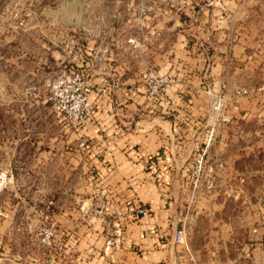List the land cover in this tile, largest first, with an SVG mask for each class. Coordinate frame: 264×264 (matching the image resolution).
I'll list each match as a JSON object with an SVG mask.
<instances>
[{"label": "crops", "instance_id": "obj_1", "mask_svg": "<svg viewBox=\"0 0 264 264\" xmlns=\"http://www.w3.org/2000/svg\"><path fill=\"white\" fill-rule=\"evenodd\" d=\"M206 2L203 14L196 17L197 26L181 38L174 35L172 46L164 42L162 47L160 38L143 50V60L177 78L165 95L168 111L149 108L136 81L137 65L129 49H121L111 68L113 75L119 70L124 74L122 87L110 101L93 92L98 104L94 118L80 131L68 134L69 140L56 145L54 120L49 115L35 124L41 139L13 140L0 128L1 170L8 173L14 167L7 174L13 187L0 189V264H12L6 252L10 234L15 229L39 228L46 214L75 240L62 256L52 253L47 264H197L187 232L182 244L175 242L183 225L180 213L167 193L169 187L158 185L156 178L182 179L179 167L191 158L196 137L212 124L208 121L212 96L207 87L222 90L229 100L226 118L230 123L219 130L221 137L213 143H219L220 149L241 142L246 130H256L247 129L245 119L256 121L264 115V72H253V52L245 39L254 34L264 37V29H248L247 22L254 15L246 0L243 4L236 0ZM18 28L22 30L16 20ZM236 32L241 35L238 41L233 39ZM184 38L187 44L182 43ZM17 61L15 65L0 61V99L5 103L13 99L10 90L17 92L23 78L25 83L33 80ZM25 64L29 72L39 74L36 61ZM257 64L262 65L258 69L264 67ZM43 72L44 77L49 75L48 70ZM107 76L104 72L94 76L95 90L109 80ZM240 86L249 87L251 95L233 100L234 89ZM187 99L190 108H186ZM60 144H71L73 152L67 154L82 169H93L94 175L83 177L74 189L55 186V165L60 160L56 147ZM248 154L243 151L239 156ZM141 206L149 209L147 215H136Z\"/></svg>", "mask_w": 264, "mask_h": 264}, {"label": "rangeland", "instance_id": "obj_2", "mask_svg": "<svg viewBox=\"0 0 264 264\" xmlns=\"http://www.w3.org/2000/svg\"><path fill=\"white\" fill-rule=\"evenodd\" d=\"M206 1L0 0V61H10L15 65V60H18L17 64L23 63V70H26L28 77L32 74L33 78H29L26 83L23 78L24 83L17 85V92L11 88L13 99L6 103L0 99V128L13 140L24 137L28 141L37 137L41 139L35 124H41V116L45 118L49 115V119L53 117L54 120L56 145L69 140L68 134L80 131L94 118L98 104L92 98L93 92L98 93L99 98L110 101L112 94L122 87L124 74L119 70L117 75H113L115 72L112 73L114 70L111 68L121 49H129L137 65L136 81L143 88L149 108L168 111L170 105H164L165 95L170 87L177 84V78L171 71H162L152 62L143 60V50L147 44L159 43L160 38H163V47L164 42L172 46L176 39L174 35L179 34L180 38L181 35L185 36L188 30L199 23L196 17L203 14ZM246 1L248 11L254 15L247 22L248 29H253V32L264 29V19L260 17H264V0ZM236 2L243 4V0ZM74 11L80 15L78 25H71L64 16L70 14L69 19ZM256 13L260 15L257 18ZM16 20L22 30H15ZM240 38L238 32L233 35L234 41ZM245 39L249 51L253 52V72H264V67L258 69L262 65L257 64H264V37L254 34ZM182 41L187 44L185 38ZM31 60L38 63L39 74L29 72L25 66V61ZM149 67L169 79L160 97H152L148 84L142 79L143 72ZM46 70L49 75L44 77L42 74ZM73 70L82 73L92 88L91 107L83 123L65 113L64 99L58 96L55 100H49L51 95L59 93L55 82L57 77L64 71ZM9 71L14 73L13 68H9ZM100 72L108 74L109 80L95 90L93 79ZM238 89L248 91V94L240 97H250L249 87L240 86L234 92ZM207 91L212 96L208 117L212 124L206 128L204 135L196 137L197 144L191 158L179 167L180 176L184 173L182 179L167 182L156 178V183L169 187L167 193L180 213L181 225L186 227L190 249L197 256V264H264V115L256 121L254 118L245 119L243 123L248 124L247 129L253 127L256 130L244 129L245 139L241 138V142L230 145L228 149H220L216 142L229 120L218 121V115L212 109L214 95L223 97L222 113L225 117L229 100L222 90L214 91L207 87ZM240 97L233 96L232 99ZM185 103L186 108H190L188 99ZM210 131L213 136L212 141L208 142ZM204 142L210 146L198 188L195 189V159L199 158ZM71 146L60 144L56 147V157L60 159L55 165L56 188L74 189L83 177L94 175L93 169H82L73 156L67 154L73 152ZM243 151L249 154L240 157ZM8 169L10 171L7 173L0 167V189L13 187L12 183L9 184L7 174L14 172V167L11 165ZM210 174L215 177L213 185L207 181ZM111 219L116 220L114 217ZM40 224L39 228L15 229L10 234L6 243L9 263L47 264L51 253L42 246L40 239L43 229L52 224L59 229V242L63 246V250H57V255L62 256L75 245L71 234L57 226L52 216L44 215Z\"/></svg>", "mask_w": 264, "mask_h": 264}, {"label": "built area", "instance_id": "obj_3", "mask_svg": "<svg viewBox=\"0 0 264 264\" xmlns=\"http://www.w3.org/2000/svg\"><path fill=\"white\" fill-rule=\"evenodd\" d=\"M142 79L148 84L151 96L156 98L160 97L162 91L164 90V85L169 81L168 77H163L159 75L152 68H147L143 74ZM57 85V91L49 97V100H55V97H61L63 102V110L69 117H74L79 123L85 122L88 117V110L91 107L90 97L92 95V88L87 84L84 79V75L78 71H64L61 75L57 77L55 81ZM234 97H240L248 94L246 89H238L233 93ZM223 97L221 95H214L213 102V112L218 115V121H227L226 117L223 115ZM213 133L210 131V138L208 142L212 141ZM204 146L201 148V154L199 158L195 159V167L193 171L194 177V187L198 188V183L201 178V173L203 167L205 166V157L208 153L209 143L204 142ZM215 177L213 175H208L207 181L209 184L213 185ZM149 209L145 206H141L137 209L136 215L142 216L147 215ZM186 236V227L183 224L178 230L175 236V242L180 245L184 242ZM40 243L44 248H46L50 253H58L57 250L62 249L59 242V229L55 227L54 224L45 227L41 233ZM62 253V252H60Z\"/></svg>", "mask_w": 264, "mask_h": 264}, {"label": "water", "instance_id": "obj_4", "mask_svg": "<svg viewBox=\"0 0 264 264\" xmlns=\"http://www.w3.org/2000/svg\"><path fill=\"white\" fill-rule=\"evenodd\" d=\"M65 19L71 24V25H78L79 22H80V15L79 13H76V11H74V13L71 15V17H69L68 19V16H70V14H65Z\"/></svg>", "mask_w": 264, "mask_h": 264}]
</instances>
